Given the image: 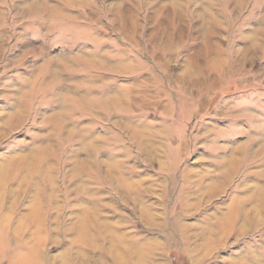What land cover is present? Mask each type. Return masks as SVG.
<instances>
[{
    "label": "rangeland",
    "instance_id": "1",
    "mask_svg": "<svg viewBox=\"0 0 264 264\" xmlns=\"http://www.w3.org/2000/svg\"><path fill=\"white\" fill-rule=\"evenodd\" d=\"M4 163L0 264H264V0H0Z\"/></svg>",
    "mask_w": 264,
    "mask_h": 264
},
{
    "label": "bare ground",
    "instance_id": "2",
    "mask_svg": "<svg viewBox=\"0 0 264 264\" xmlns=\"http://www.w3.org/2000/svg\"><path fill=\"white\" fill-rule=\"evenodd\" d=\"M23 157L24 156H19V158H18L19 160H16L13 165L22 164L21 160H22ZM7 164H9V163H7ZM4 167H5V163L4 164H0V171ZM1 191H2V189L0 190V203L3 201V196L1 197V194H2ZM35 198H36V195L33 196V203H34ZM84 208H85L84 206L81 207V210L84 209ZM25 220H27V221L32 220V214H31L30 211L22 217V221H25ZM4 224L5 223H2L0 225H4ZM82 226H78L76 228L77 229L76 238H77V240H79V242L83 241V240H86V238H87L86 237V233H85L86 228L84 229V225H82ZM2 228H3V226H2ZM15 230L17 231V227L16 226L13 227V231H15ZM24 240H26V238ZM29 241H30V239H27V242H29ZM25 254L26 255H22L21 257L17 256V260H15V263H13V264H28V262L31 261L30 258H29L30 255L36 258L37 254H39V244H34L33 248L30 251L25 252ZM75 258L80 261V264H88V262H89V260H87V254L83 253V252H79V251L75 252ZM66 259L67 258H63V261H62L63 264L67 263Z\"/></svg>",
    "mask_w": 264,
    "mask_h": 264
}]
</instances>
